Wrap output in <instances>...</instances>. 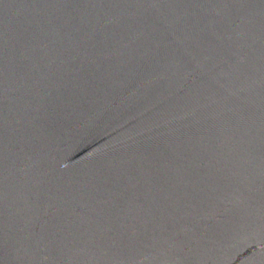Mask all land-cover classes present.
Here are the masks:
<instances>
[{
    "label": "water",
    "instance_id": "water-1",
    "mask_svg": "<svg viewBox=\"0 0 264 264\" xmlns=\"http://www.w3.org/2000/svg\"><path fill=\"white\" fill-rule=\"evenodd\" d=\"M0 264H264V0H0Z\"/></svg>",
    "mask_w": 264,
    "mask_h": 264
}]
</instances>
